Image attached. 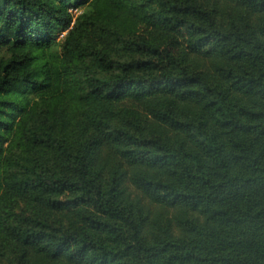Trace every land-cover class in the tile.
<instances>
[{"label": "trees", "instance_id": "trees-1", "mask_svg": "<svg viewBox=\"0 0 264 264\" xmlns=\"http://www.w3.org/2000/svg\"><path fill=\"white\" fill-rule=\"evenodd\" d=\"M0 177V264H264V0H0Z\"/></svg>", "mask_w": 264, "mask_h": 264}, {"label": "rangeland", "instance_id": "rangeland-1", "mask_svg": "<svg viewBox=\"0 0 264 264\" xmlns=\"http://www.w3.org/2000/svg\"><path fill=\"white\" fill-rule=\"evenodd\" d=\"M8 146V145H7ZM6 146H3V148H5ZM0 185L4 186L5 185V180L4 178L0 177Z\"/></svg>", "mask_w": 264, "mask_h": 264}]
</instances>
